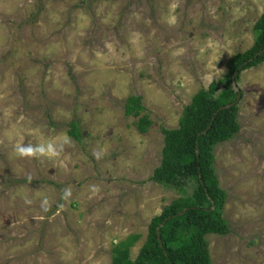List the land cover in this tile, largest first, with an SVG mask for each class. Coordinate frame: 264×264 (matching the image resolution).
I'll use <instances>...</instances> for the list:
<instances>
[{"label":"rangeland","instance_id":"374dc122","mask_svg":"<svg viewBox=\"0 0 264 264\" xmlns=\"http://www.w3.org/2000/svg\"><path fill=\"white\" fill-rule=\"evenodd\" d=\"M263 13L264 0H0V264H112L135 233L136 258L181 195L151 179L162 127L253 45ZM234 84L240 130L215 163L229 230L207 239L212 264H264V62ZM134 93L145 132L125 114Z\"/></svg>","mask_w":264,"mask_h":264},{"label":"trees","instance_id":"16d2710c","mask_svg":"<svg viewBox=\"0 0 264 264\" xmlns=\"http://www.w3.org/2000/svg\"><path fill=\"white\" fill-rule=\"evenodd\" d=\"M254 32L253 45L231 57L226 74L208 88H200L185 105L178 126L162 127V159L151 179L177 189L181 195L152 218L136 258L131 256V247L141 238L137 233L112 247V264H212L207 236L224 235L229 230L223 212L227 193L215 165L216 147L240 130V101H235L238 92L234 82L244 69L264 62V13L257 19ZM125 114L137 118L140 132L153 122L142 95L134 93L126 99ZM69 126L68 133L81 139L80 120L73 119Z\"/></svg>","mask_w":264,"mask_h":264},{"label":"clouds","instance_id":"9594fccd","mask_svg":"<svg viewBox=\"0 0 264 264\" xmlns=\"http://www.w3.org/2000/svg\"><path fill=\"white\" fill-rule=\"evenodd\" d=\"M49 147H51V146H49ZM37 152L44 153L45 152V149L43 147H40L38 149H33L32 147H27V148H25V147H18V153L20 155H25V156L35 155Z\"/></svg>","mask_w":264,"mask_h":264},{"label":"water","instance_id":"95a60500","mask_svg":"<svg viewBox=\"0 0 264 264\" xmlns=\"http://www.w3.org/2000/svg\"><path fill=\"white\" fill-rule=\"evenodd\" d=\"M235 83V82H234ZM235 85V84H234ZM235 88V90L238 92V96H237V99L235 100L236 102H238L239 100H240V98H241V91L239 90V89H237V87L235 86L234 87ZM230 105H232V104H229L228 106H230Z\"/></svg>","mask_w":264,"mask_h":264}]
</instances>
